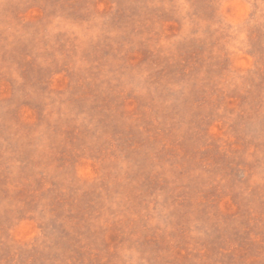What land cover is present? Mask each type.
<instances>
[{
	"label": "rangeland",
	"instance_id": "rangeland-1",
	"mask_svg": "<svg viewBox=\"0 0 264 264\" xmlns=\"http://www.w3.org/2000/svg\"><path fill=\"white\" fill-rule=\"evenodd\" d=\"M0 264H264V0H0Z\"/></svg>",
	"mask_w": 264,
	"mask_h": 264
}]
</instances>
